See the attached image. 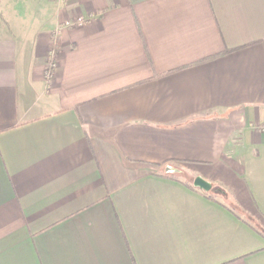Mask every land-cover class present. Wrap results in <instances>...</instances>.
<instances>
[{"label": "crops", "instance_id": "crops-1", "mask_svg": "<svg viewBox=\"0 0 264 264\" xmlns=\"http://www.w3.org/2000/svg\"><path fill=\"white\" fill-rule=\"evenodd\" d=\"M0 264H264V0H0Z\"/></svg>", "mask_w": 264, "mask_h": 264}, {"label": "water", "instance_id": "water-1", "mask_svg": "<svg viewBox=\"0 0 264 264\" xmlns=\"http://www.w3.org/2000/svg\"><path fill=\"white\" fill-rule=\"evenodd\" d=\"M169 169L170 171H173V168H169ZM193 184L195 187L204 191L209 192L212 189V183L201 175H198L194 178Z\"/></svg>", "mask_w": 264, "mask_h": 264}, {"label": "trees", "instance_id": "trees-1", "mask_svg": "<svg viewBox=\"0 0 264 264\" xmlns=\"http://www.w3.org/2000/svg\"><path fill=\"white\" fill-rule=\"evenodd\" d=\"M170 175L172 176V173H170ZM190 186H191V188H193L195 190H199V188H197V187H195L193 185H190ZM199 191H201V190H199ZM203 192L208 196V193L206 191L203 190Z\"/></svg>", "mask_w": 264, "mask_h": 264}, {"label": "built area", "instance_id": "built-area-1", "mask_svg": "<svg viewBox=\"0 0 264 264\" xmlns=\"http://www.w3.org/2000/svg\"><path fill=\"white\" fill-rule=\"evenodd\" d=\"M76 21V23H79V24H81L83 21H84V19L82 18V17H80V18H78L77 20H75ZM53 66V65H52ZM51 66V67H52Z\"/></svg>", "mask_w": 264, "mask_h": 264}, {"label": "rangeland", "instance_id": "rangeland-1", "mask_svg": "<svg viewBox=\"0 0 264 264\" xmlns=\"http://www.w3.org/2000/svg\"><path fill=\"white\" fill-rule=\"evenodd\" d=\"M182 177H184V178H186V179H189V178H187L185 175H182Z\"/></svg>", "mask_w": 264, "mask_h": 264}]
</instances>
